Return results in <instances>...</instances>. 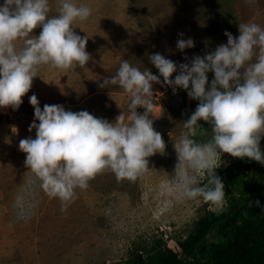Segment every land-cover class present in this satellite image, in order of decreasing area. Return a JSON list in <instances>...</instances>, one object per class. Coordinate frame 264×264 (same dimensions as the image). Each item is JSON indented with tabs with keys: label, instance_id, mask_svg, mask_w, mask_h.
I'll return each instance as SVG.
<instances>
[{
	"label": "rangeland",
	"instance_id": "1",
	"mask_svg": "<svg viewBox=\"0 0 264 264\" xmlns=\"http://www.w3.org/2000/svg\"><path fill=\"white\" fill-rule=\"evenodd\" d=\"M78 2L93 8L88 20L77 22L83 29L74 28L88 36L86 50L91 58L86 67L65 70L43 65L39 69L43 78L38 75L33 79L18 109L0 107V264H128L157 241L180 251L179 240L194 231L197 220L208 210H215L202 198L182 197L171 183L177 156L169 133L178 139L183 121L199 103L187 90L178 88L173 93L171 86L153 82L161 105L154 127L166 142L165 153L149 157L148 169L135 180H117L107 169L97 173L86 189H76V198L65 212H61L58 198H49L40 188L24 163L26 153L19 149L20 139L36 135L35 129L29 131L34 119L29 97L36 94L41 108L63 104L66 110H87L113 121L122 110L127 114L130 98L119 86L100 85L104 77L115 74L122 59L159 75L149 59L151 54L161 53L178 65L190 62L194 55L203 56L227 43L225 30L238 36L239 23L254 21L264 26V0ZM55 14L53 0L50 15ZM40 31V27L34 29L36 34ZM189 37L195 46L179 50L177 40ZM208 77L210 83L214 73L209 72ZM200 123L206 133L195 139H211V125L203 120ZM260 144L264 150V138ZM227 154L222 153L227 161L216 169L222 176L232 168L250 183L264 181V164ZM22 194L34 203L27 219H18L14 207Z\"/></svg>",
	"mask_w": 264,
	"mask_h": 264
},
{
	"label": "clouds",
	"instance_id": "2",
	"mask_svg": "<svg viewBox=\"0 0 264 264\" xmlns=\"http://www.w3.org/2000/svg\"><path fill=\"white\" fill-rule=\"evenodd\" d=\"M54 3L55 15H50L53 0L0 3V107L18 109L43 65L67 70L88 64V36L74 28L92 16L93 8L78 0ZM37 27L39 34L34 32ZM225 35L227 43L203 56L194 55L187 63L178 65L161 53L151 54L159 75L122 59L115 74L104 77L100 85L119 86L130 98L127 114L122 110L113 121L87 110H66L63 104L41 108L36 94L29 97L34 106L29 131L35 129L36 135L20 139L19 149L26 153L24 163L40 188L49 198L61 201V212L76 198V189H86L97 173L107 169L117 180H135L148 169L149 157L165 153L166 142L154 127L161 105L153 82L171 86L173 93L183 88L199 101L183 121L179 138L174 140L169 133L177 156L171 183L182 197L202 198L222 211L225 185L216 171L227 161L222 153L264 164L260 144L264 138V26L254 21L239 23L238 36L227 30ZM194 46L191 37L180 38L176 44L181 51ZM209 72L214 73L210 83ZM173 73H177L174 78ZM139 107L144 111L138 112ZM201 120L211 125L207 141L195 139L206 133ZM14 207L18 219H27L34 203L22 194Z\"/></svg>",
	"mask_w": 264,
	"mask_h": 264
},
{
	"label": "trees",
	"instance_id": "3",
	"mask_svg": "<svg viewBox=\"0 0 264 264\" xmlns=\"http://www.w3.org/2000/svg\"><path fill=\"white\" fill-rule=\"evenodd\" d=\"M217 173L225 185L222 211L201 216L179 240L180 251L157 241L128 264H264V181L250 183L232 168Z\"/></svg>",
	"mask_w": 264,
	"mask_h": 264
}]
</instances>
